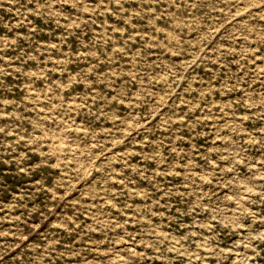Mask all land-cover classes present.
Instances as JSON below:
<instances>
[{"label":"rangeland","instance_id":"obj_1","mask_svg":"<svg viewBox=\"0 0 264 264\" xmlns=\"http://www.w3.org/2000/svg\"><path fill=\"white\" fill-rule=\"evenodd\" d=\"M0 264H264V0H0Z\"/></svg>","mask_w":264,"mask_h":264}]
</instances>
